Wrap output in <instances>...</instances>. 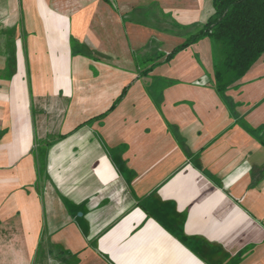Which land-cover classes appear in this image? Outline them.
Returning <instances> with one entry per match:
<instances>
[{
  "label": "crops",
  "instance_id": "obj_1",
  "mask_svg": "<svg viewBox=\"0 0 264 264\" xmlns=\"http://www.w3.org/2000/svg\"><path fill=\"white\" fill-rule=\"evenodd\" d=\"M213 13L0 0V264H264V53L217 93Z\"/></svg>",
  "mask_w": 264,
  "mask_h": 264
},
{
  "label": "trees",
  "instance_id": "obj_2",
  "mask_svg": "<svg viewBox=\"0 0 264 264\" xmlns=\"http://www.w3.org/2000/svg\"><path fill=\"white\" fill-rule=\"evenodd\" d=\"M212 6L214 13L181 48L201 38L210 40L214 87L222 95L264 53V0H212Z\"/></svg>",
  "mask_w": 264,
  "mask_h": 264
},
{
  "label": "rangeland",
  "instance_id": "obj_3",
  "mask_svg": "<svg viewBox=\"0 0 264 264\" xmlns=\"http://www.w3.org/2000/svg\"><path fill=\"white\" fill-rule=\"evenodd\" d=\"M40 163H41V165H40ZM39 165H40V168H39V171H43V168H42V161L41 162H39Z\"/></svg>",
  "mask_w": 264,
  "mask_h": 264
}]
</instances>
